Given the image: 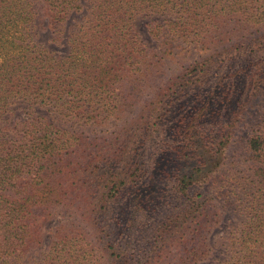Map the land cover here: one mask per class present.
I'll return each mask as SVG.
<instances>
[{
    "label": "trees",
    "instance_id": "16d2710c",
    "mask_svg": "<svg viewBox=\"0 0 264 264\" xmlns=\"http://www.w3.org/2000/svg\"><path fill=\"white\" fill-rule=\"evenodd\" d=\"M139 18L158 41L233 36L217 58L161 81L171 52L143 43ZM40 19L66 54L37 41ZM262 45L264 0H0V264H29L44 221L61 210L90 225L95 243L58 235L33 264H207L219 248L216 264H264V122L238 161L244 195L228 243L211 242L224 208L188 195L226 165L246 127L264 90ZM113 120L101 136L85 131ZM96 152L112 174L105 191ZM168 197L184 203L165 217ZM118 207L129 216L117 220ZM117 225L145 243L117 242Z\"/></svg>",
    "mask_w": 264,
    "mask_h": 264
},
{
    "label": "rangeland",
    "instance_id": "374dc122",
    "mask_svg": "<svg viewBox=\"0 0 264 264\" xmlns=\"http://www.w3.org/2000/svg\"><path fill=\"white\" fill-rule=\"evenodd\" d=\"M163 19H160L162 21ZM78 23H80V18L76 19ZM150 21V19H143L139 18L136 20L135 25V31L138 33L140 39L145 43V45L149 49H157L159 53H162L164 49H169L171 54L170 55H164V62L166 64L167 70H163L160 74L161 81H166L168 77L170 76H176L178 74H181L187 67L190 65H193L192 67H196L198 62L202 60H207L208 58H217L213 54H215L216 51H222L227 45L228 37H232V34H228L227 32H222V36L214 41L212 44H206V45H196L190 42H186L183 39H179L177 37L170 36L163 40H153L147 33V23ZM46 22L44 20H38L37 22V35L36 39L38 42L43 43L44 45L56 49V53L59 55H64L68 52L69 48L66 46L63 47H55L51 43L52 34L49 30L46 28ZM248 40V39H247ZM166 41V45L164 46L163 43ZM263 46H261L260 55L264 56V49ZM263 49V50H262ZM214 56V57H212ZM254 57V54H252ZM222 59L219 60V62ZM203 62V61H202ZM197 64V65H196ZM203 64V63H202ZM247 65L242 64L239 67L245 68ZM216 67V66H214ZM217 70L216 73L213 75V79L211 81H218L221 73H223L222 67H216ZM264 122V90L260 92L251 102L250 110L248 112V116L245 120L246 127L243 128L237 135L236 143L234 144L231 152L229 153L228 160L226 161V165L223 166L217 173L214 174V176L211 178L210 182L203 185V186H195L190 188L188 191V195L190 197H193L197 194H206L213 198H215L220 206L224 208L225 215L227 216L223 223L220 225L218 229L214 231V233L211 236V242L212 243H228V240L231 239V231H234L235 227L233 226L234 223L231 219L232 214L235 212V203L236 202V195L239 197H243L244 192L242 190L236 191V183H243V175L238 174V170L240 169V165L238 161L245 157H247V149H246V142L248 137L250 136L253 129H256ZM117 122L111 121L107 123L104 126H95V127H87L85 131L87 132H93L95 131L97 135L94 136H101L103 134H106L107 132L111 131L113 127L115 126ZM102 133L101 135H99ZM103 152H96V157H98V162L96 164L97 173H98V179L96 184L99 187L100 191H105L107 187L109 186V181L112 178L111 172H109L107 169H105L103 166L104 164H101V159ZM174 166V165H173ZM242 170V169H240ZM117 170H114L113 173H116ZM245 197V196H244ZM167 203L170 204V208L165 209V213H163L162 216H168L169 214L173 213L175 209V206L178 205L179 207L181 204L183 205L182 201H177L178 203H175L174 200H171L170 197L166 199ZM183 202V203H182ZM115 214L114 217L116 219L118 218V215L122 214L129 216V211L127 208L122 210L121 208H117L114 210ZM115 219V220H116ZM121 216L119 219L120 220ZM123 221V220H122ZM116 223V221H113V224ZM240 223V219L237 221V225ZM233 229V230H232ZM77 233H83L88 237L89 242L95 243V235H92V228L90 225L82 223H79L77 217L73 215L70 212H67L65 210H61L51 219L44 221V224L42 226L41 232H39L40 238H42L41 243L42 245L34 250L29 257L33 258L29 262V264L35 263L36 260H38L43 252H45L50 245V243H54L58 235H64L71 232ZM111 234L114 237V239L119 242V240H122L121 234H123L124 238H127V242H130V240H133V245L136 243H145L143 242V236L144 234H131L123 229L121 225H117L116 227L110 228ZM130 237V239L127 237ZM221 252V253H220ZM222 249L219 248L216 252L215 256L207 263V264H216L218 259H222L223 256Z\"/></svg>",
    "mask_w": 264,
    "mask_h": 264
}]
</instances>
